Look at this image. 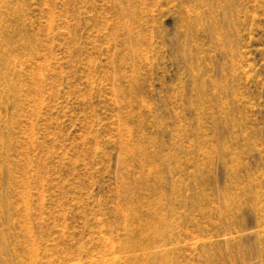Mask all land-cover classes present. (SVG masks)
Instances as JSON below:
<instances>
[{
	"label": "rangeland",
	"instance_id": "rangeland-1",
	"mask_svg": "<svg viewBox=\"0 0 264 264\" xmlns=\"http://www.w3.org/2000/svg\"><path fill=\"white\" fill-rule=\"evenodd\" d=\"M0 199V264H264V0H0Z\"/></svg>",
	"mask_w": 264,
	"mask_h": 264
},
{
	"label": "bare ground",
	"instance_id": "bare-ground-1",
	"mask_svg": "<svg viewBox=\"0 0 264 264\" xmlns=\"http://www.w3.org/2000/svg\"><path fill=\"white\" fill-rule=\"evenodd\" d=\"M2 200L0 199V206H2ZM150 230L153 231V228H150ZM9 248V245L7 243L0 242V253H4L6 252V250Z\"/></svg>",
	"mask_w": 264,
	"mask_h": 264
}]
</instances>
